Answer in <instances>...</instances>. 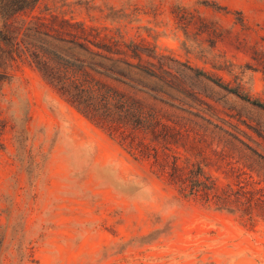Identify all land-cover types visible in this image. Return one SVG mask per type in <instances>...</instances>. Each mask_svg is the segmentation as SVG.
I'll list each match as a JSON object with an SVG mask.
<instances>
[{"label":"rangeland","instance_id":"374dc122","mask_svg":"<svg viewBox=\"0 0 264 264\" xmlns=\"http://www.w3.org/2000/svg\"><path fill=\"white\" fill-rule=\"evenodd\" d=\"M32 14L121 28L251 100L188 76L208 105L171 109L200 129L191 160L234 192L223 203L135 158L19 62L0 95V264H264V0H39Z\"/></svg>","mask_w":264,"mask_h":264},{"label":"trees","instance_id":"16d2710c","mask_svg":"<svg viewBox=\"0 0 264 264\" xmlns=\"http://www.w3.org/2000/svg\"><path fill=\"white\" fill-rule=\"evenodd\" d=\"M38 1L0 0V95L8 70L28 62L67 103L135 158H153L169 168L190 194L203 192L207 199L230 203L234 192L220 191L201 159L191 160L201 151L188 139H202L200 129L171 109L187 111L192 107L188 99L208 105L187 83L188 76L208 79L241 96L240 89L121 28L32 14ZM252 58L264 73V51H255ZM252 102L264 109V102ZM177 149L186 152V168L180 166L184 154Z\"/></svg>","mask_w":264,"mask_h":264}]
</instances>
